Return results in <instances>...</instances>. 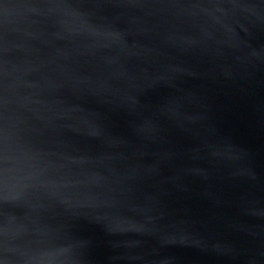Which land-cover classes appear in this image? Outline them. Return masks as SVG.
Masks as SVG:
<instances>
[{
	"label": "water",
	"instance_id": "water-1",
	"mask_svg": "<svg viewBox=\"0 0 264 264\" xmlns=\"http://www.w3.org/2000/svg\"><path fill=\"white\" fill-rule=\"evenodd\" d=\"M0 264H264V0H0Z\"/></svg>",
	"mask_w": 264,
	"mask_h": 264
}]
</instances>
